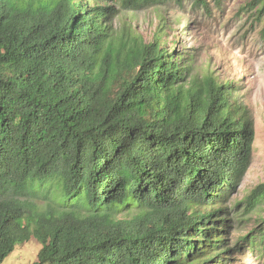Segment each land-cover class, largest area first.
<instances>
[{"label":"trees","instance_id":"16d2710c","mask_svg":"<svg viewBox=\"0 0 264 264\" xmlns=\"http://www.w3.org/2000/svg\"><path fill=\"white\" fill-rule=\"evenodd\" d=\"M185 1L0 0V264L31 240L24 264L264 259V182L231 204L255 139L237 89L167 45V17L151 41L114 25ZM242 10L264 37V0ZM231 210L253 220L234 242Z\"/></svg>","mask_w":264,"mask_h":264},{"label":"rangeland","instance_id":"374dc122","mask_svg":"<svg viewBox=\"0 0 264 264\" xmlns=\"http://www.w3.org/2000/svg\"><path fill=\"white\" fill-rule=\"evenodd\" d=\"M247 1L228 0L219 9L208 0L211 11L208 14L195 9L187 0L182 8L169 6L122 12V18L114 22L115 27L129 25L145 41H151L160 15L167 17L170 21L166 30L167 45L173 48L170 42L179 38L175 50L192 53L198 73L209 66L220 79L229 81L237 89V103L246 107L247 115L253 119L255 139L251 165L231 204L242 201L250 190L264 182V37L261 36L262 25L254 24L247 11L242 10ZM228 218L233 221L229 224L231 242L253 227L250 216L237 218L231 210ZM39 248L35 240L17 245L3 264L32 263ZM232 258L230 264H264L262 256L247 250Z\"/></svg>","mask_w":264,"mask_h":264}]
</instances>
